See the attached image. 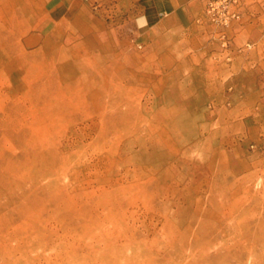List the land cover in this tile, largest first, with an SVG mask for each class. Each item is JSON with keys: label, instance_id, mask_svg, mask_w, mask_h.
Masks as SVG:
<instances>
[{"label": "rangeland", "instance_id": "374dc122", "mask_svg": "<svg viewBox=\"0 0 264 264\" xmlns=\"http://www.w3.org/2000/svg\"><path fill=\"white\" fill-rule=\"evenodd\" d=\"M58 5L64 16L51 22L50 9ZM134 6V0H0V264L17 263L8 258L17 247L11 237L24 235L25 227L36 232L30 219L37 214L27 207L18 216L16 202H10L16 184L58 169L65 165L60 158L73 152L82 153L75 175L61 176L55 193L47 190L48 180L39 181L41 194L28 200H38L50 216L58 207L69 215L82 208L84 223H78L79 231L59 227L56 244L45 247L39 264H111L118 248L109 246L114 238L104 235L108 222L101 225L105 217L98 218L90 200L119 188L134 200L124 203L120 196L116 202L124 204L128 226L146 241L144 252L154 253L152 245L166 242L170 227L181 234L194 201L203 203L210 190L220 200L229 188L230 203L264 221L259 32L252 33L249 50L245 42L237 44L238 52L251 54L252 73L236 76L229 89L226 81L233 76L220 73L212 57L191 58L194 50L186 45L154 42L137 28ZM254 12L253 22L264 24V14ZM47 103L65 109L54 132L46 130ZM113 125L121 129L117 139ZM52 148L58 159L50 167L45 157ZM104 215L114 222L118 217ZM47 230L39 224L37 234ZM70 237H81L87 246H68L74 244Z\"/></svg>", "mask_w": 264, "mask_h": 264}, {"label": "bare ground", "instance_id": "6f19581e", "mask_svg": "<svg viewBox=\"0 0 264 264\" xmlns=\"http://www.w3.org/2000/svg\"><path fill=\"white\" fill-rule=\"evenodd\" d=\"M47 80L51 81V77L47 78ZM50 85L51 83L48 81L47 87ZM107 109V105H102V113H106ZM111 109L113 112H117V105L111 106ZM42 110L51 115L48 119L46 130L54 132L59 124L58 121L61 119L59 116H61L62 110H65L64 107L61 108L57 103L54 105L47 103L42 107ZM43 115L45 114L41 116ZM113 121L118 124L121 121L119 115H116ZM134 125L132 124L131 128ZM101 128V126H98L100 132ZM128 129L130 130V128ZM119 130L121 131L120 127L116 125L111 128L115 139L121 137L119 136L121 134ZM127 132L125 131V133ZM103 135L105 134L102 133L101 140L106 144V138ZM41 137L47 140L50 136L42 134ZM158 142L160 140H157ZM95 146L99 151L101 147L97 144ZM56 154L57 151L53 149L50 151V155L45 157L50 167L58 159ZM81 154L73 152L70 155H63L60 161L66 166L61 164L56 170H54L55 166H53L50 168L52 170L50 172L42 171L38 177L32 178L28 176V179H23L24 183H20V179L16 184L10 198V202L14 200L17 204L15 208L19 211H15L16 214L22 216L27 207L30 208L31 213L37 214V217H31L30 219L31 228L36 229V232L25 227L23 229L24 235L11 237L17 243V247L15 251L8 255V258L13 262L17 260L16 264H39V258L45 252V247L50 244H56L57 229L59 227L64 229L68 227L71 230L79 231L78 223H84L82 208L78 209L79 215H69L67 209L58 207L56 214L53 213L50 216L47 215L48 211L41 207L38 200H28L31 195L41 194L39 181L48 180L49 182L46 186L51 193L60 191L57 190L59 178L61 176L69 177V175H75L77 169L75 165L78 164ZM152 165L154 166V164ZM228 190L229 188H223V193L219 195L220 200L216 199L214 194H212L213 190L209 191V195L203 203L195 200V206L186 229L181 234H178L174 228H168V240L161 244L157 242V244L152 245L156 248L154 253H150L147 250L144 252L148 247L146 246V241L141 239V237L139 238L136 228L128 226L125 221L126 210L124 204L122 208L116 202L117 197L121 196L126 199L124 203L133 204L134 200L129 192L119 188V190H115L111 194L101 193L93 196L90 202H93L92 211H95L98 218L100 216L105 217L101 225L104 221L108 222L104 235L107 238H114L113 240L117 239L115 243L111 239L112 243L108 244L113 249L114 247L115 249L118 248L117 252L113 254V258L110 261L111 264L112 262L113 264H245L247 261L251 264H264V221L259 219L252 220L253 215L243 206L237 207V202L230 203L228 196H226ZM177 210L181 212L183 210L182 205L178 206ZM105 213H114L118 217H116L114 222L111 221L112 218H109L108 215H104ZM44 215H46V219H44ZM198 218L200 219L198 220ZM39 224L42 228L47 227V232L37 234ZM95 226L98 225L95 224ZM71 239L74 240V244L68 243V246H87L83 244L81 237ZM118 239L122 241H118ZM71 252L73 253L74 251ZM159 252H163L162 255H158ZM3 255H5V252L2 251L0 257Z\"/></svg>", "mask_w": 264, "mask_h": 264}, {"label": "crops", "instance_id": "0c3cea01", "mask_svg": "<svg viewBox=\"0 0 264 264\" xmlns=\"http://www.w3.org/2000/svg\"><path fill=\"white\" fill-rule=\"evenodd\" d=\"M134 3V24L137 28L153 37L154 42L162 38L186 45V48L194 50L191 58L212 57L216 60L220 73L225 69L233 76L226 81L229 89L235 88L236 76L239 78L240 75H251V54L238 52L240 47L237 44H251L252 33L257 31L260 34L258 40L264 43V24L257 25L251 19L255 14L254 10H258V14H264V7L254 0H244L242 18L228 32L231 39L229 51H223L219 47L215 30L203 19L204 0H134ZM59 7L50 9L51 22L63 18ZM260 55L264 56V48ZM196 68L198 71L202 68L203 72L202 66ZM231 97H235L234 93Z\"/></svg>", "mask_w": 264, "mask_h": 264}, {"label": "built area", "instance_id": "2783aa9c", "mask_svg": "<svg viewBox=\"0 0 264 264\" xmlns=\"http://www.w3.org/2000/svg\"><path fill=\"white\" fill-rule=\"evenodd\" d=\"M264 7V0H254ZM244 0H204V15L208 24L215 30L216 41L223 51L230 50L229 30L242 18ZM250 44L244 49L249 50Z\"/></svg>", "mask_w": 264, "mask_h": 264}]
</instances>
